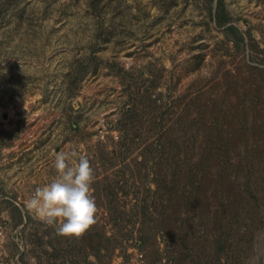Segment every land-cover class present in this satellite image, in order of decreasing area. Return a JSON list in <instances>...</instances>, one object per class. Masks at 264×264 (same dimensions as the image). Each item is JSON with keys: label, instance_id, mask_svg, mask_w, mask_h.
Masks as SVG:
<instances>
[{"label": "rangeland", "instance_id": "obj_1", "mask_svg": "<svg viewBox=\"0 0 264 264\" xmlns=\"http://www.w3.org/2000/svg\"><path fill=\"white\" fill-rule=\"evenodd\" d=\"M58 152L93 168L79 237L27 208ZM136 251L264 264V0H0V264Z\"/></svg>", "mask_w": 264, "mask_h": 264}, {"label": "clouds", "instance_id": "obj_2", "mask_svg": "<svg viewBox=\"0 0 264 264\" xmlns=\"http://www.w3.org/2000/svg\"><path fill=\"white\" fill-rule=\"evenodd\" d=\"M68 161L63 152L55 155V178L34 190L27 208L41 222L55 225L59 234L79 237L96 222V203L90 193L93 168L83 155L72 164Z\"/></svg>", "mask_w": 264, "mask_h": 264}, {"label": "built area", "instance_id": "obj_3", "mask_svg": "<svg viewBox=\"0 0 264 264\" xmlns=\"http://www.w3.org/2000/svg\"><path fill=\"white\" fill-rule=\"evenodd\" d=\"M134 255H135V258H136L135 264H146L145 263V259L143 258L142 252H137L136 251V253H134Z\"/></svg>", "mask_w": 264, "mask_h": 264}, {"label": "trees", "instance_id": "obj_4", "mask_svg": "<svg viewBox=\"0 0 264 264\" xmlns=\"http://www.w3.org/2000/svg\"><path fill=\"white\" fill-rule=\"evenodd\" d=\"M217 20H218V22H221V19H220V17H218V19H217ZM164 148H165V147H164ZM163 150H164V149H163ZM163 150H162V151H163ZM25 219H26V221H27V220H28V217H26ZM21 220H22V219H21ZM21 220H20V221H21Z\"/></svg>", "mask_w": 264, "mask_h": 264}]
</instances>
